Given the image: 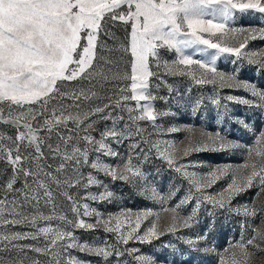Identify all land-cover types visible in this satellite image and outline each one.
<instances>
[{
  "label": "snow or ice",
  "instance_id": "1",
  "mask_svg": "<svg viewBox=\"0 0 264 264\" xmlns=\"http://www.w3.org/2000/svg\"><path fill=\"white\" fill-rule=\"evenodd\" d=\"M239 10L241 14L249 10L264 14V0H0V122L16 129V135L9 136L0 132V159L5 160L12 168V175L4 185L5 192L22 193L23 202L7 197L0 199V225H26L36 228V232H14L11 230L0 232V251H8L15 248L19 251L29 249L39 254L51 257L50 264H62L61 255L68 249L77 248L87 251L101 258L104 264L112 256H122L124 251L119 245H127L129 241L151 243L153 239H159L164 232L175 233L179 229L190 228L196 222L197 213L205 202L215 208H225L235 211L237 215L245 217L255 216L257 210L247 204L233 208L231 200L240 192L257 187V196L264 193V163H244L232 170V180L218 193L205 191L211 188L217 180L226 174L230 166L210 168L207 173L199 174L188 171L195 164L180 162L176 155V149L170 142H164L162 150L160 141L152 143L159 158L166 161L168 167L181 174L191 185L188 194L174 206L163 208L164 212L171 214L170 223L166 229H158L159 213L152 210H121L118 213L105 214L91 208L88 203H80L67 192V188H87L90 185H101V181L89 172L83 174V167H90L95 172L103 173L113 181L139 184L146 179L141 168L133 164L132 155H129L126 163H109L101 157L115 158L119 153L115 151L109 139L115 143H121L131 136H142L144 129L139 121L151 122L156 126L158 116H167V112H158L152 101L156 97L150 91V80L157 76L152 70L153 62L157 69L164 67L171 74L180 72L189 75L197 84H216L220 87L227 85L230 88L243 89L250 93L252 99L247 97L228 96L227 99L238 103L255 106L264 110V90H259L256 85L248 81H238L235 75H225L217 71L215 64L217 57H213L205 63L185 55L184 50L198 45H204L216 49L218 54L229 53L237 59L244 58L251 64H258L264 69V59L256 60L255 53L242 52L246 48L248 39H255L257 33L264 39V29L252 27H233L234 33H245L243 42L239 47L221 46L218 42L200 35L210 29L223 30L225 23H213L211 19L205 20L206 14H218L224 22L233 19L234 13ZM108 21H120L128 26V44L123 46L125 53H129L131 60V74H121L105 69L99 64L104 60L105 64L111 61L104 57H98L97 49L106 48L107 45L99 42V34L106 32L104 25ZM206 25V27H204ZM130 29V31H129ZM83 41V42H82ZM167 48L178 54V59L171 63L159 61V50ZM179 65H197L204 71L199 77L188 71L187 67L179 68ZM111 73V75H109ZM212 73L209 77L207 74ZM78 78L101 81L123 79L130 80V86L120 89L121 93L129 92L130 95H120L114 101L117 108L128 112V120L123 129H117L115 120L112 128H106L100 138L91 135L94 130L97 114L104 113L98 119H111V114L105 109L110 104L96 106L83 111L70 112L63 108L53 107L49 109L52 100L67 97L74 102L81 97L90 99L97 95L96 92H61L59 82L74 81ZM111 100V97H109ZM134 101L135 106H129L127 102ZM143 102V103H142ZM219 105V99L213 101ZM199 105V101H197ZM35 106V107H34ZM72 107H79L75 103ZM196 109L194 108L193 111ZM58 113V114H57ZM45 115L41 121L39 117ZM117 119H123L118 117ZM69 122L74 126L69 129ZM243 123V122H242ZM135 127L133 133L131 128ZM63 127L69 132L75 130L77 135H61L59 129ZM245 127L247 125L245 124ZM180 129L173 128L170 131L177 132ZM41 131L45 134L40 135ZM191 131V130H189ZM53 132L60 137L62 143L53 146L47 143ZM258 138L254 140L255 147L247 148L249 161L253 155L264 158V131H260ZM83 141L80 143L73 141ZM7 141V143H5ZM47 146L48 155L52 159H59L55 171H49L51 164L47 163L48 156L44 152ZM240 145L226 138L217 131L214 135L202 132L200 137L181 150L182 156H188L191 152H217L238 148ZM139 147L138 143L130 145V149ZM31 149V151H27ZM97 153L92 160L90 153ZM240 168L251 169L240 175ZM24 178L23 188L17 189L14 185L17 180ZM239 176V182L237 177ZM31 177V183L28 178ZM52 185L71 201L70 211L74 219L58 210L55 203V195ZM195 188V193L192 191ZM144 191L149 193L145 186ZM198 193L199 195H196ZM113 193L104 186V191L99 193L89 192L83 200L110 202ZM148 198L158 200L161 204L171 198L162 196L155 188H151ZM194 200V206L190 214L183 215L184 205ZM41 201L48 209L45 213L41 209ZM31 205L32 210L27 211L26 206ZM155 215V220H148ZM82 217H95L94 222H87ZM133 218L135 223L132 222ZM38 221L45 222L46 226H38ZM56 221L54 227L52 222ZM142 221H148L141 231ZM246 222H242L241 227ZM264 224V221H261ZM72 229L96 230L102 227L105 233L115 236L116 244L104 243L103 246L79 242L73 235ZM43 234L45 244L43 247L31 244H15L14 241L25 239L36 240ZM207 238L206 235L203 236ZM201 237L190 238L186 243L190 246L198 244ZM232 249L230 264H248L249 259L258 253H264V227L254 231L252 237L246 241L243 236L239 242L229 245ZM208 251V249H204ZM235 250H239L238 252ZM129 253H136L138 249H126ZM225 252L228 249L224 250ZM139 264H154L149 256L138 255L134 257ZM39 264V261H33ZM66 264H90L76 257H69ZM219 264H224L223 259Z\"/></svg>",
  "mask_w": 264,
  "mask_h": 264
},
{
  "label": "rangeland",
  "instance_id": "2",
  "mask_svg": "<svg viewBox=\"0 0 264 264\" xmlns=\"http://www.w3.org/2000/svg\"><path fill=\"white\" fill-rule=\"evenodd\" d=\"M203 18L205 20L211 19L213 23H225L223 30L210 29L207 32L200 33L204 38L218 42L221 46L239 47L245 36L249 35L247 32H231L230 29L233 27L243 26L245 28L264 29V14L255 13L251 10L245 14H241L239 10H236L233 19L227 22H224L218 14H206ZM104 27L106 32L111 35H106L103 32L99 34V42L106 44L107 47L98 48L97 55L98 57H104L111 63L105 64L104 60H99V64L105 71L111 69L112 72L130 75L131 65L129 61L131 56L123 50V46L128 44V31H126L128 26L120 21H108ZM241 51L254 52L256 60L264 59V39H261L259 33H257L255 39L247 40L246 48ZM184 52L185 55L205 63L209 62L213 57H217L215 64L217 71L223 72L226 76L235 75L238 81L251 82L259 90H264V69H261L258 64L250 65L246 59H237L229 53L218 54L216 49H211L204 45L185 49ZM176 59H178V54L174 50L167 48L159 50V61L161 64L164 62L171 63ZM178 67L181 69L187 67L188 71L195 73L197 77L204 71L197 65H179ZM152 70L157 72V76L152 77L150 80V91L156 97L152 104L158 112H167L169 114L167 116H158L155 127L146 120L139 121V125L144 129L142 136L133 135L131 138L124 139L121 143H115L109 139L108 142L119 153V156L115 158L101 157L106 162L122 164L127 162L129 155H132L133 164L141 168L142 172L145 173L146 179L140 181L139 184L120 180L113 181L103 173L95 172L90 167H83L81 169L83 174L87 176L89 172L93 173L102 182L101 185H90L87 188L72 187L66 190L80 203H88L91 208L104 213L105 218H107L109 213H118L125 209L133 211L152 210L154 213H159L158 229L164 230L170 223L171 214L164 212L162 209L174 206L188 194L191 185L181 174L170 169L166 161L157 156L155 149L151 147L152 143L160 141V147L163 150L165 148L164 142H170L177 150L176 155L179 157L180 162L196 165L195 167H189L188 171L190 172L194 171L203 174L207 173L210 168L230 166L228 172L221 176L214 186L205 190L218 193L221 188L231 182L233 169L248 162L256 163L257 165L264 163V158L255 156V154L251 161H249L247 156V148L255 147L254 140L258 138L257 134L260 131H264V110L227 99L228 96L252 99L250 93L242 88H230L227 85L220 87L219 82L216 84H197L189 75H182L180 72L171 74L164 67L157 69L155 62L152 64ZM207 75L210 77L212 73ZM130 83V80L110 79L101 81L98 78L91 81L78 78L74 81L59 82L61 92L75 91L78 93L83 89L86 92L94 91L97 95L87 100L81 97L75 102L67 97H58L52 100L48 107L49 109L56 107L58 110L63 108L66 111L76 112L91 109L98 105L110 104L111 106L105 111L111 114V119L97 118L103 116L104 113H99L97 117H92V119H96V123L91 135L99 139L100 134L106 128L113 127L114 120L117 129H123L126 124L131 125V121L128 120V112L114 105V101L120 95H130V91L120 92V89L130 86ZM109 97H111V100H109ZM215 99H219V105L213 102ZM197 101H199V105H197ZM74 103L79 107H72ZM127 103L129 106H135L134 101ZM194 108L196 109L195 111H193ZM45 115L47 114H42L39 119L42 121ZM121 116L123 119H117ZM245 124L247 127H245ZM73 127L72 123L69 122V129ZM173 128L180 130L177 132L170 131ZM131 130L134 133L135 127L132 126ZM217 131L226 138L236 141L240 146L231 150L217 152L201 151L197 153L193 151L186 157L181 155V150L188 145L189 141L195 143L202 132H209L214 135ZM0 132L13 137L16 135L15 128L2 122H0ZM59 132L61 135H72L73 137L77 135L75 130L69 132L68 129L63 127L59 129ZM44 134L41 131L40 135ZM77 142L83 147V141H73V143ZM47 143L55 146L62 142L56 132H53ZM134 143H138L139 147L130 149V145ZM27 151H31V149ZM44 152L48 156L47 163L52 165V168L48 170L54 172L55 166L60 161L58 158L54 160L48 155L47 146H45ZM96 155L97 153L95 152L90 153L89 159H94ZM250 171L251 169L240 168V175ZM11 175V166L5 160L0 159V199L7 197L8 200L17 199L23 202L22 193L4 191V185ZM31 179V177L28 178L29 183H31ZM237 180L239 182V176ZM23 186L24 178L21 176L14 187L20 189ZM104 186H107L114 194L110 202L82 199L89 192L99 193L104 191ZM145 186L149 189L148 194L144 191ZM52 188L58 210L65 212L70 219H74L75 217L70 211L71 201L61 194V190L56 189V185H52ZM151 188H155L164 197H168L171 194V198L163 204L158 200L150 199L148 196ZM192 191L195 193V188H192ZM257 192L258 188L252 187L238 193L231 200L233 208L245 204L250 208H255L257 210L255 216L245 217L237 215L235 211H228L227 207L214 209L210 203L205 202L199 209L196 222L192 227L179 229L175 233L165 231L164 234L160 235L159 239H153L151 243L129 241L127 245L120 244L118 247L124 251V254L119 257H110L107 264H139L134 258L138 255L151 257L154 264H219L221 259H223L224 264H230L233 250L229 248V245L233 242H239L241 236L246 241L253 236L256 229L264 227V224L261 223V221H264V193L257 196ZM196 195L199 194L196 193ZM194 203L195 201L192 200L184 205L181 210L182 214H190ZM41 209L45 213L48 212V209L43 205V201H41ZM26 210L31 211V205H27ZM82 218L87 222H94L96 219L95 217ZM155 219V215L148 218V220ZM132 222L135 223L134 218ZM242 222H246L243 228L241 227ZM147 223L148 221H142L141 231L144 230ZM56 224V221L52 222L54 227ZM38 226H46V224L43 221H38ZM65 227H68L73 232L79 242H87L97 246H103L105 242L116 244L115 236L111 233H105L102 227H98L96 230ZM7 230L14 232L37 231L36 228L26 225H0V232ZM204 235L207 236L206 239L203 238ZM196 237H201V239L195 246H190L186 243L188 239ZM13 243L43 247L45 238L43 234H40L36 240L25 239L14 241ZM132 248L138 249V252L129 253L126 251V249ZM204 249H208V251ZM225 249H228V251L225 252ZM235 251L238 252L239 250ZM69 257H76L85 262H90V264H104L101 258L89 254L87 251H80L77 248H71L67 252L62 253V264H66ZM50 260L51 257L29 249L19 251L12 248L8 251H0V264H33V261H39V264H50ZM248 264H264V253H258L249 259Z\"/></svg>",
  "mask_w": 264,
  "mask_h": 264
}]
</instances>
